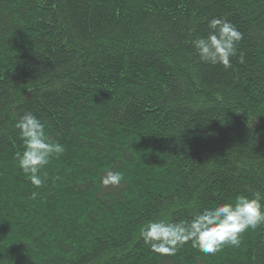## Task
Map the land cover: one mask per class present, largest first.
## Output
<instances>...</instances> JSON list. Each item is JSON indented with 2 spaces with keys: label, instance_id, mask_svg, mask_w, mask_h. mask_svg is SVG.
Returning <instances> with one entry per match:
<instances>
[{
  "label": "trees",
  "instance_id": "1",
  "mask_svg": "<svg viewBox=\"0 0 264 264\" xmlns=\"http://www.w3.org/2000/svg\"><path fill=\"white\" fill-rule=\"evenodd\" d=\"M214 17L242 33L229 68L193 48ZM25 112L64 147L40 188L16 160ZM256 192L264 0H0V264H264V223L214 254L140 236Z\"/></svg>",
  "mask_w": 264,
  "mask_h": 264
},
{
  "label": "clouds",
  "instance_id": "2",
  "mask_svg": "<svg viewBox=\"0 0 264 264\" xmlns=\"http://www.w3.org/2000/svg\"><path fill=\"white\" fill-rule=\"evenodd\" d=\"M210 29L206 36L192 41L199 59L210 64L231 67V57L237 54V43L242 33L226 18L214 17L208 21ZM241 63L244 57H239ZM15 128L23 142V151L16 153L18 167L36 188L44 179L41 169L49 164L54 156L64 152L63 145L53 141L45 132L44 124L31 112L20 115ZM123 177L120 172L105 170L100 183L107 187L117 186ZM37 193H32L35 199ZM264 194L256 192L238 195L234 202H221L214 207H206L188 222H165L148 220L140 228V236L150 249L158 254L174 255L177 248L191 241L194 248L206 254H214L225 245L239 247L240 236L249 228L264 223V209L261 202Z\"/></svg>",
  "mask_w": 264,
  "mask_h": 264
}]
</instances>
